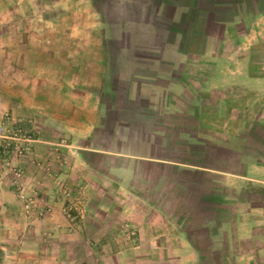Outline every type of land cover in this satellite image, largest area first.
<instances>
[{"label": "rangeland", "instance_id": "1", "mask_svg": "<svg viewBox=\"0 0 264 264\" xmlns=\"http://www.w3.org/2000/svg\"><path fill=\"white\" fill-rule=\"evenodd\" d=\"M71 1L79 2L0 0V88L11 91L7 96L27 101L30 93L26 95V91L31 89L25 85L26 63L30 69L34 67L31 72L26 71L29 80H39L42 74L39 59L34 63L25 62L24 46L18 47L16 62L13 60L12 63L8 58L9 20L16 16L21 34H24V23L28 25V30L33 28L31 31L39 34L42 14L55 18L60 3L71 6ZM206 2L208 5L210 0ZM88 3V0H80L79 13L85 27L96 22ZM92 4L97 9V0H92ZM255 4L253 1L252 5ZM238 27H241L238 32H244L240 24ZM89 32L85 35H90ZM228 33V37L237 36L234 31ZM234 43L226 44L219 54H231ZM85 48L88 54L89 47ZM208 48L209 45L204 44V52H208ZM99 49L98 46L93 47L96 53ZM252 53L256 58L255 66L264 69V38ZM206 66L205 61L204 71L206 68L210 71ZM87 78L84 73L74 79L86 81ZM233 80L226 77L224 82L220 81L224 85L214 83L212 90L208 91L205 89L206 78L202 88L199 87L200 79L189 80L191 88L186 89L188 95L184 94L185 89L177 94L178 105H181L178 118L187 119L186 124L176 127L178 134L173 141L155 144L157 156L152 159L114 154L110 155L114 157L105 160L89 152L81 162H74L70 155L63 154V150L70 152L72 149L71 140L61 138L50 145L49 153L32 148L33 158L27 159L30 165L28 172L27 167H21L15 158L26 157L31 151L30 146L17 157L11 151L15 142L9 148L4 144L0 146V188L4 203H0V264H109L106 259L116 261L112 264H121L120 254L117 253L124 252L128 243H135L133 239L137 237L138 229L133 216L144 211L161 212L160 206L171 209L177 216L179 232H185L196 253L193 255L194 264H264V220L254 221L257 216L264 218V201L258 202V198L264 199V78L256 79L251 89L245 85L234 86L231 84ZM68 98L71 97L67 95ZM186 99H191V103ZM98 102L101 103V99ZM186 103L189 105L184 107ZM203 103L204 121L201 120ZM6 113L14 119L18 118L12 111ZM200 123L204 127L201 128ZM27 125L21 129L33 141L36 140L39 126ZM154 128L159 126L154 124ZM111 144L113 152H123L121 143ZM126 144L129 151L135 154L134 145ZM149 144L154 146L152 142ZM99 146V149L104 148L102 143ZM78 167L81 170L76 173ZM109 169L111 173L106 174ZM65 170L70 173L60 178L57 171ZM136 170L138 174L134 176ZM108 178L112 183L118 182L119 189L123 187L120 191L113 190V186L109 191L124 201L122 205L115 201L116 206L108 207L110 212L94 201L99 194L96 186L103 190L110 181ZM44 181L50 185L49 188ZM158 182L157 188L153 189ZM171 183L173 191L168 192V184ZM90 185L93 187L91 190ZM187 185L192 192H197L196 188H199L198 191L202 192L199 197L204 194V207L196 200L188 203L186 208L191 210L188 212L195 215L190 218L180 204L172 206L165 202L172 194L181 199L180 194ZM235 191L243 195L251 194L252 198L244 199L239 206L231 209ZM7 200L12 203L8 204ZM90 205L98 208L92 212ZM91 213L100 217L89 221L87 218ZM106 214L107 220L112 221L107 233L99 230L106 224L101 221ZM203 219L204 228L200 223ZM32 229L39 234H28ZM42 229L47 231L40 235ZM218 235L226 239L216 243L214 236ZM252 252L254 258L250 255Z\"/></svg>", "mask_w": 264, "mask_h": 264}, {"label": "crops", "instance_id": "2", "mask_svg": "<svg viewBox=\"0 0 264 264\" xmlns=\"http://www.w3.org/2000/svg\"><path fill=\"white\" fill-rule=\"evenodd\" d=\"M77 1H71V6L61 2L55 18L42 14L39 34L32 32L33 28L28 30L26 23L24 34H21L16 16L9 20V42L6 44L9 49L5 51L8 58L12 63L13 60L16 62L18 47L24 46L25 62L34 63L38 59L42 62L39 80H29L26 71L31 72L34 67L30 69L26 63L25 85L31 89L26 91V95L30 93L27 101L7 96L11 91L0 88V120L6 112L12 111L18 116L17 119L12 117L18 127L28 126L27 123L39 126L38 138L29 145L31 151L26 157L15 158L21 167H27L28 172L27 159L33 158L32 148L49 153L50 145L61 138L71 140L72 149L70 152L63 150V154L70 155L74 162H81L89 152L105 160L114 154L155 158L156 145L176 139V127L186 124L187 119L178 118L181 105H178L177 94L191 86L189 80L200 79L199 87L202 88L206 78L205 89L208 91L212 90L214 83L224 82L226 77L234 79L231 82L234 86L245 85L249 89L256 79L264 78V69L255 66L256 58L252 53L264 38V0H244L239 10L222 9L208 18L204 15V0H97V9H94L92 0H88L96 22L86 27L81 22L80 0ZM253 1L255 5H252ZM238 24L244 32L237 31L241 28ZM87 31L90 35H85ZM229 31L236 32L237 36L228 37ZM230 42H236L231 54H219ZM204 44L209 45L208 52H204ZM96 46L100 48L96 50L98 53L93 51ZM85 47H89L88 54ZM205 61L210 71L208 68L204 71ZM84 73L88 75L86 81H75L76 76ZM184 94L188 95L187 90ZM67 95L71 98L66 99ZM185 101L191 103V99ZM187 104L182 105L187 107ZM201 108V120L204 121V103ZM154 124L159 128L155 129ZM202 126L204 124L200 123ZM112 142L121 143L123 152H113ZM151 142L154 146L149 144ZM101 143L104 148L99 149ZM126 143L134 145L135 154L129 151ZM80 170L78 167L76 173ZM69 173L57 171L60 178ZM105 173H111V170ZM44 183L49 188L50 185ZM172 184H168V192L173 191ZM158 185L159 182L153 189ZM113 186V190L123 188L119 189L120 184L111 180L103 190L96 186L99 194L94 201L104 205L108 212L109 206L124 203L122 197L109 191ZM196 189L197 192L189 191L187 185L180 194L181 199L172 194L164 200L167 205L180 204L190 218L195 215L188 212L191 211L186 208L188 203L196 200L204 207V194L199 197L202 192ZM233 193L235 198L233 204L230 203L231 209L244 199L252 198L251 194ZM162 194L165 195L164 189ZM2 195L0 188V203L4 205ZM262 201L264 199L258 198V202ZM90 207L92 212L98 208ZM160 207L161 212L144 211L133 216L138 233L133 239L135 243H128L124 252L117 253L121 264H194L193 255L196 253L185 232H179L177 216L171 209ZM99 217L91 213L87 220ZM107 217L106 214L101 220L106 222L104 227H99L105 233L112 225ZM257 217H254L255 222L264 220ZM200 223L204 228V219ZM47 229L39 230L40 235ZM29 232L39 234L33 229ZM56 233H59L58 229ZM224 239L223 235L214 236L216 243ZM250 255L254 258L253 252ZM106 261H110L109 264L116 262L113 259Z\"/></svg>", "mask_w": 264, "mask_h": 264}, {"label": "built area", "instance_id": "3", "mask_svg": "<svg viewBox=\"0 0 264 264\" xmlns=\"http://www.w3.org/2000/svg\"><path fill=\"white\" fill-rule=\"evenodd\" d=\"M14 142L15 146H13L11 151L17 157L28 150L33 140L14 123L9 114H5L0 120V146L4 144L6 148H9Z\"/></svg>", "mask_w": 264, "mask_h": 264}, {"label": "trees", "instance_id": "4", "mask_svg": "<svg viewBox=\"0 0 264 264\" xmlns=\"http://www.w3.org/2000/svg\"><path fill=\"white\" fill-rule=\"evenodd\" d=\"M243 1L244 0H210V3L207 5L206 0H204V15L208 18V15H212L214 12L222 9L235 12L243 5Z\"/></svg>", "mask_w": 264, "mask_h": 264}]
</instances>
